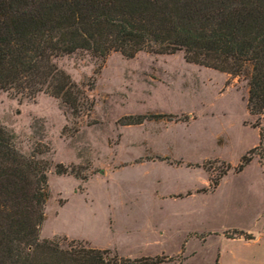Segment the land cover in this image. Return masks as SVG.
<instances>
[{
	"label": "rangeland",
	"instance_id": "obj_1",
	"mask_svg": "<svg viewBox=\"0 0 264 264\" xmlns=\"http://www.w3.org/2000/svg\"><path fill=\"white\" fill-rule=\"evenodd\" d=\"M55 62L79 84L94 79L88 114L72 117L43 92L29 98L0 90V123L16 147L28 154L47 145L42 157L85 176L50 168L41 238L86 241L131 258L164 254V264H214L218 254L231 264L232 253L235 264H264V236L225 238L236 229L264 233L258 157L239 173L230 170L214 191H201L220 161L234 167L258 144L245 76L187 62L182 51L111 52L103 61L76 52ZM147 113L166 116L118 123Z\"/></svg>",
	"mask_w": 264,
	"mask_h": 264
},
{
	"label": "trees",
	"instance_id": "obj_2",
	"mask_svg": "<svg viewBox=\"0 0 264 264\" xmlns=\"http://www.w3.org/2000/svg\"><path fill=\"white\" fill-rule=\"evenodd\" d=\"M139 51H182L187 62L245 76L246 108L257 116L252 126L258 129V144L234 167L220 161L218 175L201 191H214L224 175L241 172L255 155L264 175V0H0V90L29 98L46 93L72 117L91 111L88 91L94 79L75 82L56 58L86 52L103 61L111 52L132 58ZM164 116L129 114L118 123ZM14 139L0 123V264H160L169 259L164 254L131 258L86 241L41 238L50 168L59 175L85 176L78 166L42 157L50 151L47 145L26 154ZM228 237L253 238L238 229Z\"/></svg>",
	"mask_w": 264,
	"mask_h": 264
},
{
	"label": "crops",
	"instance_id": "obj_3",
	"mask_svg": "<svg viewBox=\"0 0 264 264\" xmlns=\"http://www.w3.org/2000/svg\"><path fill=\"white\" fill-rule=\"evenodd\" d=\"M253 238L250 239V240H245L244 238L242 237H225L227 239H230V240H233L234 242H237V241H243V242H251V241H255V240H258V238L260 236H264V233H261V234H258V235H254L253 233H251ZM200 240V239H199ZM217 264H222V259H221V256L218 254L217 256ZM237 261V256L235 253H232L231 256H230V263L231 264H235V262ZM160 264H164V263H160Z\"/></svg>",
	"mask_w": 264,
	"mask_h": 264
}]
</instances>
